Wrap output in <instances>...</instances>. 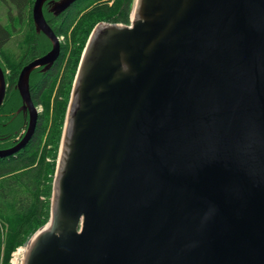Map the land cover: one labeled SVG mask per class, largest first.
<instances>
[{"label":"water","instance_id":"water-1","mask_svg":"<svg viewBox=\"0 0 264 264\" xmlns=\"http://www.w3.org/2000/svg\"><path fill=\"white\" fill-rule=\"evenodd\" d=\"M47 1L53 49L21 72L29 127L0 158L34 136L30 75L60 55ZM59 156L21 264H264V0H136L129 25L98 24Z\"/></svg>","mask_w":264,"mask_h":264},{"label":"trees","instance_id":"trees-1","mask_svg":"<svg viewBox=\"0 0 264 264\" xmlns=\"http://www.w3.org/2000/svg\"><path fill=\"white\" fill-rule=\"evenodd\" d=\"M34 1L0 0V13L4 9L8 18L6 24L0 22V57L16 74L0 111V148L14 145L12 141L25 130L24 116L16 115L22 105L16 89L19 72L28 61L51 48L49 41L36 33L32 19ZM135 3L136 0H79L61 17L53 19L45 12L47 18L52 19L57 36H63L65 41L61 44L63 52L58 64L42 78L39 73L31 78L33 100L43 110L35 138L18 155L19 161L0 159V172L2 168L14 169L25 161L15 169L14 178H8L3 171L0 175V264H10L12 252L25 245L50 221L66 117L91 33L102 22L129 25ZM41 139L36 160L23 159Z\"/></svg>","mask_w":264,"mask_h":264},{"label":"flooded vegetation","instance_id":"flooded-vegetation-1","mask_svg":"<svg viewBox=\"0 0 264 264\" xmlns=\"http://www.w3.org/2000/svg\"><path fill=\"white\" fill-rule=\"evenodd\" d=\"M51 1H52V0H48V1L44 4L43 12H44V17H45V19H46V21H47V24L51 27V29L53 30L54 34L56 35V37H57V39H58V41H59V44H60V55H59V58L55 61V63L52 64L49 68L46 67V66H39V67H37V68L34 70V72L31 73L32 75H33L34 73H39L40 76H41V78H42L43 75L48 74V72H50V71H51V70H52V69L58 64L59 59L61 58V56H62V52H63L61 44L65 41V38H64L63 36H62V37L57 36V34L55 33V31H54V29H53V26H52V19H51V18L48 19V18H47V14H45V12L50 13L53 19H54V18H58V17H61L62 14H64L65 12H67L71 7H73V5H74L75 3L78 2V1L75 2L71 7H69L68 10H66V11L63 12L62 14H60V15H55V14L52 12V8H53V5H54V4H53V3L51 4ZM54 1H55V2H59V0H54ZM35 2H36V0L34 1V4H35ZM33 8H34V5H33ZM7 19H8V18H7V16H6V20L4 21V24H6ZM32 19H33V22H34V25H35L33 11H32ZM35 30H36V26H35ZM36 33H37L38 36H41V35L44 36V37L49 41V43L51 44V48H50L45 54H42L41 56H38V57H34L32 60L28 61V62L23 66V68L21 69V71H20L19 74H18V79H17V83H16V89H17L19 95H20V92H19V90H18V83H19V79H20L21 72H22V70L24 69V67H26L27 65L31 64L32 62H34V60L41 59L42 57H44L45 55H47L48 53H50V52L52 51V49H53V43H52V41H51V40H50V39H49L44 33H42V32H38L37 30H36ZM79 65H80V64H79ZM0 67H1V69H2V71H3V73H4V76H5V81H6V96H7V91H8V87H9V85H10V81H11V80L13 81V78L16 76V74L13 73L12 70L9 69V68L7 67V63H5V62L2 60L1 57H0ZM32 75H30V78H32ZM33 84H34V83H33ZM32 91H33V88H32V82H31V79H30V92H31L32 100H33ZM6 96H5V100H6ZM20 97H21V95H20ZM5 100H4V103H5ZM21 100H22V105H21L20 108L17 110L16 115H23V116H24V118H25V122H26L25 130L22 132L21 136H19V137L16 138L14 141H12V142L14 143V145L9 146V147L0 148V151L10 150V149L14 148L16 145H18V144L23 140V138L25 137V135H26V133H27V130H28V127H29V113H28V112H24V111H21L20 113H18L19 110H20V109L22 108V106H23V99H22V97H21ZM33 102H34V100H33ZM4 103H3V105H4ZM34 104H35V102H34ZM3 105H2V107H3ZM35 106H36V104H35ZM2 107L0 108V111H1ZM36 108H37V111H38V117H39V118H38V121H37V126H38L39 119H40V116H41L42 114H41V111H39V108H41V107H40V106H36ZM42 112H43V110H42ZM36 132H37V127H36V131H35V133H34V136H33L32 139L29 141L28 145H27L25 148H23L22 150H20V151L17 152V153H14L13 155H10V156H8V157H6V158H0V159H7V160H9V161H11V160L19 161L20 158H19L18 155H19L22 151H24L25 149L28 148V146L30 145L31 141L35 138ZM6 141H10V140H6Z\"/></svg>","mask_w":264,"mask_h":264},{"label":"rangeland","instance_id":"rangeland-1","mask_svg":"<svg viewBox=\"0 0 264 264\" xmlns=\"http://www.w3.org/2000/svg\"><path fill=\"white\" fill-rule=\"evenodd\" d=\"M2 12L0 13V22H2V23H4V21L6 20V11H4V9L3 10H1ZM105 23V22H104ZM39 111H41V114H42V108H39ZM41 142H42V139H41V141H38L37 142V145L36 146H34V148L30 151V153H28L27 155H26V157H24L23 159H30V160H32L33 158H34V161L36 160V158H37V154L40 152V147H41ZM33 161V162H34ZM49 161V160H48ZM25 161H21L20 163H18V165H16V167L14 168V169H10V168H2L1 169V172H0V175H1V173H2V171H3V173L2 174H6L7 175V177L8 178H14V176H13V173H15L14 171H15V169H17L18 167H20L23 163H24ZM57 165H58V159H57ZM56 175V174H55ZM10 176H13V177H10ZM55 179V178H54ZM18 180L21 182L22 181V179L21 178H18ZM52 204V203H51ZM28 244V243H27ZM27 244L26 245H22V246H27ZM15 257H14V254L12 255V258H11V260H10V264H12V262H13V259H14Z\"/></svg>","mask_w":264,"mask_h":264},{"label":"bare ground","instance_id":"bare-ground-1","mask_svg":"<svg viewBox=\"0 0 264 264\" xmlns=\"http://www.w3.org/2000/svg\"><path fill=\"white\" fill-rule=\"evenodd\" d=\"M69 9V8H68ZM67 9V10H68ZM35 61V60H34ZM34 72V71H33ZM32 75V74H31ZM31 79V78H30ZM39 118V117H38ZM29 243V242H28ZM23 247H20L19 249H17V251H15L14 253V259H13V262L12 264H21V261H22V258H23V255H24V252H25V248Z\"/></svg>","mask_w":264,"mask_h":264},{"label":"built area","instance_id":"built-area-1","mask_svg":"<svg viewBox=\"0 0 264 264\" xmlns=\"http://www.w3.org/2000/svg\"><path fill=\"white\" fill-rule=\"evenodd\" d=\"M22 247H23V248H25V250H26V247H27V246H25V247H24V246H22ZM23 248H22V249H23ZM14 253H15V252H14Z\"/></svg>","mask_w":264,"mask_h":264}]
</instances>
